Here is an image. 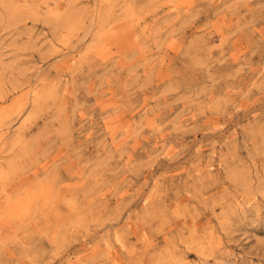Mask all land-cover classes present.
Returning a JSON list of instances; mask_svg holds the SVG:
<instances>
[{"label": "rangeland", "instance_id": "obj_1", "mask_svg": "<svg viewBox=\"0 0 264 264\" xmlns=\"http://www.w3.org/2000/svg\"><path fill=\"white\" fill-rule=\"evenodd\" d=\"M0 264H264V0H0Z\"/></svg>", "mask_w": 264, "mask_h": 264}]
</instances>
